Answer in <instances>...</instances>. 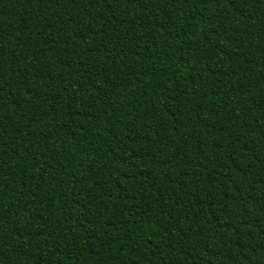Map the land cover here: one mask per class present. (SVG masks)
<instances>
[{"label":"trees","instance_id":"1","mask_svg":"<svg viewBox=\"0 0 264 264\" xmlns=\"http://www.w3.org/2000/svg\"><path fill=\"white\" fill-rule=\"evenodd\" d=\"M0 264H264V0H0Z\"/></svg>","mask_w":264,"mask_h":264}]
</instances>
